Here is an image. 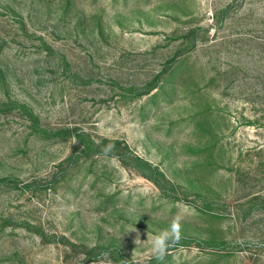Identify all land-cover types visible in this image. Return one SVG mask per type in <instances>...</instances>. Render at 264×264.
Returning <instances> with one entry per match:
<instances>
[{
    "label": "rangeland",
    "instance_id": "obj_1",
    "mask_svg": "<svg viewBox=\"0 0 264 264\" xmlns=\"http://www.w3.org/2000/svg\"><path fill=\"white\" fill-rule=\"evenodd\" d=\"M1 179L0 264H264V0H0Z\"/></svg>",
    "mask_w": 264,
    "mask_h": 264
},
{
    "label": "clouds",
    "instance_id": "obj_2",
    "mask_svg": "<svg viewBox=\"0 0 264 264\" xmlns=\"http://www.w3.org/2000/svg\"><path fill=\"white\" fill-rule=\"evenodd\" d=\"M111 148L106 149L110 151ZM152 248L153 253L158 260H163L167 250L170 246L179 242L180 239V227L176 221H173L168 230H164L156 235L152 236ZM137 240H140L137 238Z\"/></svg>",
    "mask_w": 264,
    "mask_h": 264
},
{
    "label": "trees",
    "instance_id": "obj_3",
    "mask_svg": "<svg viewBox=\"0 0 264 264\" xmlns=\"http://www.w3.org/2000/svg\"><path fill=\"white\" fill-rule=\"evenodd\" d=\"M158 78H159V75H158L153 81H151L150 83H148L147 87H146V88L144 89V91H143L142 93H140V94H146V93L150 92L152 89L156 88V87L158 86ZM30 114H31V113H30ZM86 147H88V145H87ZM132 155H133V154H132ZM133 159L136 160L137 162L141 163L145 169H148V170L151 172L150 174L147 173V172H146V173H143L144 176H147V177H149V178H152V180H153L154 182L157 183V181H156L155 179H153V176L151 175V174H152V171H153V170H156V168L153 167V166L150 164V162L145 161V160H143L142 158H140V157H138V156L133 155ZM143 171H144V170H143ZM144 172H145V171H144ZM159 173H160V172H159ZM160 174L162 175V173H160ZM2 180H3V179H1L0 181H2ZM152 264H158V262H153Z\"/></svg>",
    "mask_w": 264,
    "mask_h": 264
}]
</instances>
